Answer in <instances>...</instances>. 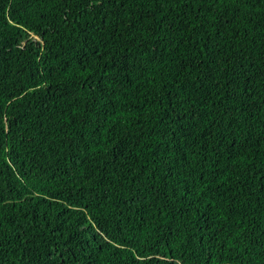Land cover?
Returning <instances> with one entry per match:
<instances>
[{"label":"trees","instance_id":"1","mask_svg":"<svg viewBox=\"0 0 264 264\" xmlns=\"http://www.w3.org/2000/svg\"><path fill=\"white\" fill-rule=\"evenodd\" d=\"M0 264H264V0H0Z\"/></svg>","mask_w":264,"mask_h":264}]
</instances>
